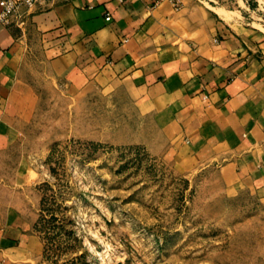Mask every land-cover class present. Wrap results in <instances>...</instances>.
Wrapping results in <instances>:
<instances>
[{
  "label": "rangeland",
  "instance_id": "374dc122",
  "mask_svg": "<svg viewBox=\"0 0 264 264\" xmlns=\"http://www.w3.org/2000/svg\"><path fill=\"white\" fill-rule=\"evenodd\" d=\"M209 2L264 29V0ZM40 50L24 63L22 133L0 154V224L17 212L32 225L34 264H264V194L221 161L158 150L123 88L65 93Z\"/></svg>",
  "mask_w": 264,
  "mask_h": 264
},
{
  "label": "crops",
  "instance_id": "0c3cea01",
  "mask_svg": "<svg viewBox=\"0 0 264 264\" xmlns=\"http://www.w3.org/2000/svg\"><path fill=\"white\" fill-rule=\"evenodd\" d=\"M233 16L209 0H49L21 26L0 21V154L22 133L34 93L24 63L38 46L65 93L123 88L151 117L158 150L221 161L264 194V29ZM41 248L17 212L0 224V264H34Z\"/></svg>",
  "mask_w": 264,
  "mask_h": 264
},
{
  "label": "built area",
  "instance_id": "2783aa9c",
  "mask_svg": "<svg viewBox=\"0 0 264 264\" xmlns=\"http://www.w3.org/2000/svg\"><path fill=\"white\" fill-rule=\"evenodd\" d=\"M49 0H0V21L8 26L13 23L21 26L24 20L39 6L45 4ZM123 2L125 0H119ZM177 7L179 0H171ZM111 18L107 13L106 19Z\"/></svg>",
  "mask_w": 264,
  "mask_h": 264
},
{
  "label": "bare ground",
  "instance_id": "6f19581e",
  "mask_svg": "<svg viewBox=\"0 0 264 264\" xmlns=\"http://www.w3.org/2000/svg\"><path fill=\"white\" fill-rule=\"evenodd\" d=\"M219 12H220V14H221L223 17H225V18H227V19L230 18V15L227 14L226 12H224L223 10H219Z\"/></svg>",
  "mask_w": 264,
  "mask_h": 264
}]
</instances>
